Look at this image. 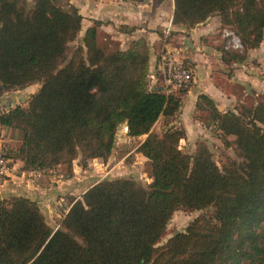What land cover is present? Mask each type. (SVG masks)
I'll return each mask as SVG.
<instances>
[{
    "label": "trees",
    "instance_id": "16d2710c",
    "mask_svg": "<svg viewBox=\"0 0 264 264\" xmlns=\"http://www.w3.org/2000/svg\"><path fill=\"white\" fill-rule=\"evenodd\" d=\"M215 16L244 48L223 51V62L245 63L264 41V0H175L172 24L193 29ZM83 20L69 0H0V97L41 86L26 107L0 114L1 127L22 135L8 156L24 172L66 166L72 174L79 157L83 167L108 160L126 124L129 138L146 136L136 154L150 162L151 183L98 182L72 199L55 232L36 202L0 200V264H264V95L237 112L200 95L197 110L237 160L220 167L203 143L185 153V129L152 130L180 113L187 91L152 87L147 41L109 51L99 43V21L70 55ZM209 209L159 246L176 212Z\"/></svg>",
    "mask_w": 264,
    "mask_h": 264
},
{
    "label": "rangeland",
    "instance_id": "374dc122",
    "mask_svg": "<svg viewBox=\"0 0 264 264\" xmlns=\"http://www.w3.org/2000/svg\"><path fill=\"white\" fill-rule=\"evenodd\" d=\"M67 1L68 0H66V2ZM209 20H219L220 25L213 34L203 38L198 54L206 52L209 57L208 62H206L207 59H205L206 61H203L199 64H201L202 68L203 66L207 67L209 64H212L213 73H219L221 76H224L221 78L217 77L220 83L219 86L222 87L226 94H233L235 100L230 106H226L223 109V112H237V110L241 109L243 106L249 107L254 105L256 101H259V96L261 97L264 95V41L259 49L250 50L248 52V57L245 63L231 65L225 64L222 60L223 51L227 50L226 47H228V41L231 39L226 37V31H234L230 27H223L221 24V18L219 16L212 17ZM115 26L116 24H114L113 27L108 28L109 31L103 28H100L99 31V43L109 51L121 49L123 42L120 40L117 32L119 30L128 31L131 29L130 27L122 26L119 28ZM85 27H87L86 23L82 26V31L78 35L77 40L69 45L70 55L77 46L82 45L83 38L85 36ZM179 27L181 26H177V29ZM162 35L164 36L163 41L170 45L172 47L171 49L177 52V60L191 72L193 81L182 86H175L174 84L167 86L163 81L161 90L167 95L174 94L176 96H181L180 93H183L182 91L186 90L188 92V90L195 86L194 82L198 76L195 69L198 63H193V61H191L189 58L190 50L187 48L185 43V39H189L190 36L188 33H182L180 31L174 30V28L173 30L171 29V31H168L166 35L163 33ZM228 51L230 50H227V52ZM243 51L244 48L240 50V52ZM200 73L201 75L205 74L203 69L200 70ZM245 76H247L250 81H240V78H245ZM40 87V84H37L23 90H18L19 92L11 91L7 92L8 94H4V105L0 108V114L5 112L6 109H9L11 106L14 108L17 106L26 107L32 94H35ZM185 95L186 93L181 96L182 108L180 113L174 118L166 119L162 117L155 124L152 131L158 135H162L170 128H183L187 133L186 139L180 142V149L183 152L194 155L198 149V145L203 143L207 145L210 152L213 154L215 161L220 167H223L224 164L229 161V159L237 160L234 147H228L222 142L221 138L219 137V132L211 123L208 114L198 111L197 108L194 110V112H185V105L183 104ZM126 127L127 125L125 124L118 129L115 148L108 160L104 161L100 159L99 161L97 160L100 165H94V163H91L93 165L89 166V163L92 161L90 160L84 167L82 166V157H79L78 160H76L79 161V166L85 169V171L88 173V175H85L87 178L84 180L85 184L82 187V190H85L87 187L91 186L97 181L107 179H133L144 187H147L151 183L150 162L146 161L142 156H138L136 154L135 148L139 144V140L129 138ZM4 134V138L8 140L3 143L5 150L7 152L15 151L21 145V133L15 130H8ZM229 140L233 141L235 138L230 137ZM13 163L20 164V166L16 169L17 176H20V172L22 171L21 162L13 161ZM52 171H56L55 175L57 176L63 175L64 177H69L71 175L68 173L66 166L58 167ZM52 171L43 172L47 173L46 177H49L52 175ZM211 212L212 210L210 209L196 212H176L171 219L167 230L159 243V246L166 244L167 241L176 233L184 232L195 220L201 218L203 215H209ZM50 224V227L54 229L61 223L59 224V222H51Z\"/></svg>",
    "mask_w": 264,
    "mask_h": 264
},
{
    "label": "crops",
    "instance_id": "0c3cea01",
    "mask_svg": "<svg viewBox=\"0 0 264 264\" xmlns=\"http://www.w3.org/2000/svg\"><path fill=\"white\" fill-rule=\"evenodd\" d=\"M70 3L76 6L84 17L83 25L86 23L84 31L93 26L94 21L102 22L103 29L113 27H130L128 31L119 30L117 34L123 42L120 50H127L132 42L146 39L150 48V81L152 87L162 88L163 81L169 86L164 78L163 72V56L166 51L175 52L170 45L163 41L164 35L168 31L177 30L182 33H188L190 38L185 39L187 48L190 50L189 58L193 63H198L196 66L197 78L195 86L188 90L185 95L183 104L185 112H194L200 95L204 94L213 99L218 105L224 109L230 106L235 98L233 94L228 95L219 86L217 77H224L221 74L213 73L212 64L201 66L203 61L208 62L206 52L198 54L204 37L213 34L220 25L219 20H209L204 24L198 25L193 29L186 27L173 26L172 21L175 11V0H167L165 3L155 6L153 0H70ZM177 54V52H175ZM204 70V75H201L200 70ZM228 80V79H227ZM223 81V80H222ZM240 81H250L247 76L240 78ZM19 92V91H18ZM8 94V93H5ZM34 95V94H32ZM4 97H0V108L4 105ZM13 106L6 111L10 110ZM14 108V107H13ZM5 111V112H6ZM3 113V112H2ZM127 128V127H126ZM12 130L0 125V140L4 143L8 141L4 138L6 131ZM128 130V129H127ZM132 139V138H131ZM146 139V136L138 138L139 145ZM142 156L141 154H137ZM146 161L144 156H142ZM100 159L92 160L89 166L100 165ZM79 161L73 165L72 174L69 177L63 175H55L56 171L51 172V176L46 177L47 173L41 176H36L32 172H20L17 176L16 169L20 166L18 163L11 164V174L8 180L0 185V200L9 199L11 197H23L36 202L44 215L46 222L51 226V222H59L64 219L65 215L70 210L72 199L79 200L82 196L98 182L82 190L84 180L88 175L87 171L79 166ZM14 164V165H13ZM83 179V180H82ZM56 182V183H55ZM57 185V186H56ZM16 194V195H15Z\"/></svg>",
    "mask_w": 264,
    "mask_h": 264
},
{
    "label": "built area",
    "instance_id": "2783aa9c",
    "mask_svg": "<svg viewBox=\"0 0 264 264\" xmlns=\"http://www.w3.org/2000/svg\"><path fill=\"white\" fill-rule=\"evenodd\" d=\"M226 37L231 38L228 41L227 50L240 51L243 49V45L233 32L226 31ZM163 66L164 78L168 85L174 84L175 86H182L193 81L191 72L177 60V54L175 52H165L163 56ZM11 164L12 160L9 158L8 152L5 150L3 142L0 140V185L8 180L11 174ZM32 173L36 176H41L44 172L32 171ZM59 228L60 225L56 226L53 229L54 232Z\"/></svg>",
    "mask_w": 264,
    "mask_h": 264
},
{
    "label": "water",
    "instance_id": "95a60500",
    "mask_svg": "<svg viewBox=\"0 0 264 264\" xmlns=\"http://www.w3.org/2000/svg\"><path fill=\"white\" fill-rule=\"evenodd\" d=\"M127 129H128V127H127Z\"/></svg>",
    "mask_w": 264,
    "mask_h": 264
}]
</instances>
